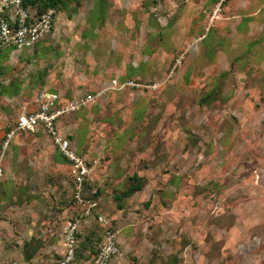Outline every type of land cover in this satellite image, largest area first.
I'll return each mask as SVG.
<instances>
[{"label":"rangeland","instance_id":"374dc122","mask_svg":"<svg viewBox=\"0 0 264 264\" xmlns=\"http://www.w3.org/2000/svg\"><path fill=\"white\" fill-rule=\"evenodd\" d=\"M217 1L60 0L42 40L1 50L0 206L68 202L67 161L47 133L15 132L4 149L3 135L38 88L91 92L59 129L96 160L86 197L118 230L124 261L264 264V0H224L214 16ZM134 173L141 189L122 196ZM87 220L77 264L101 240Z\"/></svg>","mask_w":264,"mask_h":264},{"label":"built area","instance_id":"2783aa9c","mask_svg":"<svg viewBox=\"0 0 264 264\" xmlns=\"http://www.w3.org/2000/svg\"><path fill=\"white\" fill-rule=\"evenodd\" d=\"M224 0H218L213 15L219 14ZM54 9L49 7L32 14L23 5V0H0V48H31L42 40L52 29ZM179 62V60H178ZM113 88H156L155 84H143L141 81L126 79L123 82L114 79ZM149 88V89H150ZM91 92L65 97L62 93L47 88L38 89L32 97L17 108L14 125L5 133L2 143L4 149L15 132H28L42 129L50 137L53 145L66 159L69 168L71 198L77 206V214L66 221L63 231L64 251L56 264H74L79 243L81 218L93 217L102 227L101 240L91 258L90 264H130L124 261L118 241V230L110 220L97 210V201L86 197V191L93 173L95 161L79 153L70 140L60 131L59 123L77 109L93 102ZM2 168L0 163V176Z\"/></svg>","mask_w":264,"mask_h":264},{"label":"crops","instance_id":"0c3cea01","mask_svg":"<svg viewBox=\"0 0 264 264\" xmlns=\"http://www.w3.org/2000/svg\"><path fill=\"white\" fill-rule=\"evenodd\" d=\"M258 11L259 9L252 16H257ZM251 18L255 17H250L249 19ZM16 50L18 49L12 51ZM12 81L15 82L12 84L15 90L13 92L17 93L18 90H22L23 84L15 79ZM18 94L8 95L16 97ZM62 94L64 95V93ZM2 182L3 179L0 177V193L3 195V192H5L4 188L7 185L1 184ZM68 185L70 199L68 202H63L61 197H57L60 192L56 193L54 195L56 202L53 203L56 207L51 208L50 212L38 200L32 202V209L31 207H18V204H14V202L9 203L7 207L4 205L0 206V264H56L64 251L63 231L66 221L76 215L78 211L71 198L70 179ZM31 218L32 222L29 223L28 221ZM87 219H80L77 252L80 248V242L81 245L85 244L90 234L88 230H85L86 223L89 224ZM92 219L99 225L93 217ZM92 256L93 254L86 261L89 262L88 264H90ZM80 260L85 261L83 258ZM77 262L78 255L74 264H77Z\"/></svg>","mask_w":264,"mask_h":264},{"label":"trees","instance_id":"16d2710c","mask_svg":"<svg viewBox=\"0 0 264 264\" xmlns=\"http://www.w3.org/2000/svg\"><path fill=\"white\" fill-rule=\"evenodd\" d=\"M59 1L60 0H41L40 4H37V8L35 9L34 14H37L40 11L45 10V9H47L49 7L54 9V14H55V8H56V6H57ZM35 3L36 2L34 0H23V5L26 8H28V10H30L29 9V5H34ZM13 49H16V47H9V48H6L5 50H13ZM1 50H4V49L0 48V51ZM14 83L15 82L11 81L10 84H14ZM1 88H2V90H1ZM1 88H0V90H1L0 94L3 95L4 93H6V89H8V86H4V87L1 86ZM8 91H9V89H8ZM3 138L5 139V134L3 135ZM130 180H131V183L129 184L128 188L126 189V191L123 193L122 196H127V195L133 194L134 192L140 190L142 185H143L142 178L140 176H138L136 173H134L133 175L130 176ZM77 254H78V252L76 250V256H77Z\"/></svg>","mask_w":264,"mask_h":264}]
</instances>
